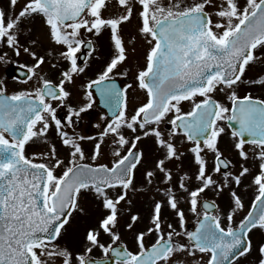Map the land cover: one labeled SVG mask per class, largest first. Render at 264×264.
Masks as SVG:
<instances>
[{"label":"snow or ice","instance_id":"6c2138e0","mask_svg":"<svg viewBox=\"0 0 264 264\" xmlns=\"http://www.w3.org/2000/svg\"><path fill=\"white\" fill-rule=\"evenodd\" d=\"M17 5L8 0L0 8V49L28 55L33 63L21 65L27 69L21 82L35 77L37 86L9 94L0 81V264H241L253 252L252 264H264V238L255 244L252 239L254 232L264 233V98L239 92L264 88V68L248 76L249 69L264 65V0H24L18 10ZM37 17L51 46L43 55L36 51L40 37L28 27ZM105 33L109 52L95 78L83 85L86 103L71 107L66 85L75 86L90 62L100 59L96 41ZM138 41L143 56L133 67L144 99L129 113L132 85L119 87L114 74L132 70L123 66ZM7 56L0 51V61ZM46 62L58 69V81L41 74ZM93 89L111 115L98 139L74 130L81 113L92 107ZM59 107L68 108L66 118H58ZM52 128L63 158L49 140ZM225 136L238 168L220 148ZM145 138L153 142L151 159L139 147ZM85 140L95 141L90 155ZM30 143L42 150L28 155ZM250 160L253 167L246 166ZM248 177L254 198L237 222L245 209L238 189ZM153 190L147 216L134 212L130 194ZM207 191L216 199H206ZM225 194L221 207L217 199ZM88 196L103 211L85 229L78 249L62 246L71 219L88 214L81 205ZM182 205L195 217L192 230ZM164 208L175 224L165 220ZM121 216L135 251L122 239Z\"/></svg>","mask_w":264,"mask_h":264},{"label":"rangeland","instance_id":"374dc122","mask_svg":"<svg viewBox=\"0 0 264 264\" xmlns=\"http://www.w3.org/2000/svg\"><path fill=\"white\" fill-rule=\"evenodd\" d=\"M2 1L4 2V4H8V0H2ZM2 1L0 0V3L3 5ZM242 2H243V0H242ZM23 3H24V0H18L17 10L19 9L20 6L23 5ZM28 27H30L32 29L31 35L34 38L37 36L40 37L41 45L36 49V51H38L39 54L43 55L45 50H47L51 46L47 43L46 39L44 38L45 29H44V25H43L42 20L39 17H37L35 20H33L31 22V24L28 25ZM22 40L24 42L23 37H22ZM142 46H144V45H142ZM9 52H11V51L9 50ZM10 54L12 56H14L15 58L12 59L10 57H7L5 61H0V81H2L4 83V85H6L8 93L11 94L15 91L26 90V89H31V88L36 87L37 81H36L35 77H33V79L31 81H29L28 83L25 84V83H22L21 81H19L18 79H15V76H13V73H8V72H10L11 69H7L8 65L11 63V61H14L16 64L19 65L20 68L27 71V69L25 67H21V65L31 66L33 63L31 58L24 53H21V55L19 57L15 56L12 52ZM258 55H260V54H258ZM9 59H11V61ZM47 59H49V58H46V60ZM49 66H50V64L48 62H46L45 65L43 66V69L41 72V74L46 73L48 78H49V72H50V68H51ZM262 68H264V65L254 66V68L250 71L249 77L253 76V74L255 72L261 71ZM83 85H85L84 80H81L79 77H77V79H76L75 86L66 85L67 90H69L72 93V96L70 98L72 101V104H69L67 101V104L69 106L78 108V107L83 106L86 103V101L83 98L84 97ZM256 91H257V93L258 92L261 93V95H263L262 97L264 98V89L263 88H256ZM142 100L143 99L141 97L138 101L135 99H131L130 103H129L130 109L132 107L134 109V107L139 102H141ZM87 111H88V109L85 112H87ZM57 112H58V116L60 114H63V113L68 114V108L67 107H59L57 109ZM85 112H83V113H85ZM146 142H148L147 147H146ZM37 144H39V143H37ZM33 145L34 144H32V145L30 144V146L28 148L31 150ZM83 146H84V144H83ZM139 147L145 151L146 156L149 159L154 157L155 153L153 151V142L151 139L145 138L142 142H140ZM41 150H42V148L40 146V148L37 151H33V153H37ZM58 150L60 151L61 157H65V156H62L64 154H62L63 152L60 150V148H58ZM246 166L253 167L251 160L249 161V163ZM253 170L255 171V168H253ZM142 171H143V169H140L137 173V176H136L137 177L136 182H137L138 187L141 186L140 181H141V172ZM250 180H251V177L244 179L240 189H238L239 192L241 194H243L245 197L243 199V200H245V202H244V203H246L245 205H248L250 203L249 201H251L254 198V189L247 188V185L250 183ZM245 188H247V191H245ZM153 194H154V190H153V193L143 192V193L130 194L131 198L133 200V211L139 212L141 214V216L146 217L148 214V211H149V202L151 201ZM157 199H159V197H157ZM212 199H216V197H214ZM217 201H218V199H217ZM81 205L86 208L88 214L87 215L76 214L74 216V218L71 219V223H70V226L68 228V232L65 233L64 236L59 240V243L62 246L67 245L69 248H72L74 250L78 249L80 247V244H81V241L83 238V233H84L85 229L91 225H94L96 222V218L103 211L101 208L98 207L97 202L91 196H88L86 198L82 197L81 198ZM182 207H184L185 211L187 212V206L182 205ZM245 212H246V210L239 213L236 217V220H239L240 218H242V216L245 214ZM187 214L190 215V217H186V220H187L186 227L189 230H191L194 228L195 217L192 216L191 213L187 212ZM163 215H164V218L167 222H172L173 224H175L174 215L169 209L164 208L163 209ZM144 223H146V220L142 221L139 225H137V227L143 228ZM119 230L121 232L122 239H124L125 242L129 244V247L131 250L135 251L136 250L135 245L131 241V234L125 230V216H121V218H120ZM262 238H264V233L256 235L253 238V243L255 244L256 242H258ZM106 239H107V237L102 236V240H106ZM147 239L150 240L151 238H147ZM97 254L101 255V253L98 250H94V252L92 253L93 256H95ZM100 255H98L97 257L95 256V257L99 258ZM254 258H255V252H253L252 256L248 257V263L247 264H252V262L254 261Z\"/></svg>","mask_w":264,"mask_h":264},{"label":"flooded vegetation","instance_id":"af4514ba","mask_svg":"<svg viewBox=\"0 0 264 264\" xmlns=\"http://www.w3.org/2000/svg\"><path fill=\"white\" fill-rule=\"evenodd\" d=\"M7 6H8V4H4V2H3V5L0 3V8H6ZM135 23H136V21H135V18H134L133 19V25H135ZM130 27H132V26H126L125 30L127 31L128 28H130ZM22 42H23V40H22ZM96 44H97V46L99 48V51L95 55L100 57V59L92 60L90 62L89 68L86 70V73L82 74L81 76H79V78L81 80H84L85 84L90 79H94L95 78L99 68L103 64L104 58H106L107 55H108L109 48H108V41H107V33H105L101 38H99V40L96 41ZM142 45H143L142 41H138L137 42V44H136V48H137L136 53L135 54H130L128 63L123 66V67H127V68H132V70H130L128 72L127 76L122 74L123 73V68H121L119 71H117L114 74V80H115L116 84L119 87L127 88L129 84L132 85V88L128 90L129 103H130L131 99H135L137 101L140 99V97L142 99H144V93L142 91H140L137 88V86H136L135 72H134V67H133V65L137 61H142L143 49H144V46H142ZM0 51H8V56L7 57H10L12 59L15 58L14 56H12L10 54L11 52H9V50L7 48L0 49ZM84 52H86V49L84 50ZM256 54L258 55V54H261V53L257 52ZM83 58H85V57L82 55V59ZM9 60L11 61V59H9ZM51 62L54 63L55 61L52 60ZM17 65L18 64H16L14 61H11V63L8 65V68H7V69H11L10 72H8V73H13V76H15V79H18L19 81H23V80L27 79V77L26 78H20V77H18L16 75V71L17 70H22L24 72H27L26 70L20 68L19 65L18 66ZM252 69H249L248 76H250V71ZM58 78H59L58 69L50 68L49 79H51L54 82H56V81H58ZM256 88H260V87L257 86V87L247 88V89L242 87L239 90V92H240L241 95H243L247 91H250L253 94V96H258L260 98H263L262 97L263 95H261V93H259V92L257 93ZM217 98L223 99L222 97H217ZM68 103L72 104L71 99L68 100ZM182 108L185 111H187V110L190 109V105L187 102H184L182 104ZM128 111H129V113H131L133 111V107L130 109L129 104H128ZM67 115L68 114L63 113V114H60L58 116V118H61V117L62 118H66ZM73 119H76V118L73 117ZM110 120H111V115L109 113V110L105 107L104 103L101 100V97L99 95H96L95 92H93L92 107L89 108L87 112L82 113L80 115L78 123L74 126V130H75L76 133H79L81 135L92 136V137H95V138L98 139L100 134H101V132L103 131L104 127L106 126V123L108 121H110ZM67 130L71 134L72 130L71 129H67ZM49 139H50V141L52 143L56 144L57 148H60V150L63 152L62 154H64L62 156H66L65 155L66 154L65 150L60 146L59 140L56 137L54 128H52L50 130V132H49ZM107 139L108 138H106V140ZM94 143H95V141H87V140H85L83 142L84 148H85V151H86V155H90L91 154V148H92ZM147 143L148 142H146V147H147ZM28 147L29 146L26 147V151H27L28 155H32L33 151H37L40 148L39 144H34L32 146V148H31V150ZM220 148H221L222 151H224L225 155L228 156L229 159H231L233 161V163L236 164V166L238 167L239 166L238 157H236L235 153L231 150V142H230L228 136H225V137L222 138V140L220 141ZM209 160H211V155L210 154H209ZM85 162H88V161H85ZM98 162H106V161L100 160ZM137 173H136V176H137ZM241 195H242V198L244 199L245 198L244 195L243 194H241ZM214 197H215V194L212 191H207L206 194H205V198L206 199L212 200V198H214ZM226 201H227V194H225L223 197L219 198L217 203H219L221 205V207H224L225 204H226ZM244 202H245V200H244ZM249 202L250 203L248 205H245V209H244V210H246L245 214L247 213V211H248V209L250 207L251 201H249ZM244 204H246V203H244ZM186 217H190V215H188L187 212H186ZM238 221L239 220H237V222ZM258 234H261V232H258V231L254 232L252 234V239ZM247 263H248V257H247L246 260H242L241 261V264H247Z\"/></svg>","mask_w":264,"mask_h":264},{"label":"water","instance_id":"95a60500","mask_svg":"<svg viewBox=\"0 0 264 264\" xmlns=\"http://www.w3.org/2000/svg\"><path fill=\"white\" fill-rule=\"evenodd\" d=\"M16 75H18L20 78H26L27 77V72H24L22 70H17L16 71Z\"/></svg>","mask_w":264,"mask_h":264},{"label":"trees","instance_id":"16d2710c","mask_svg":"<svg viewBox=\"0 0 264 264\" xmlns=\"http://www.w3.org/2000/svg\"><path fill=\"white\" fill-rule=\"evenodd\" d=\"M98 255H100V254H97V255H95V256L97 257Z\"/></svg>","mask_w":264,"mask_h":264}]
</instances>
